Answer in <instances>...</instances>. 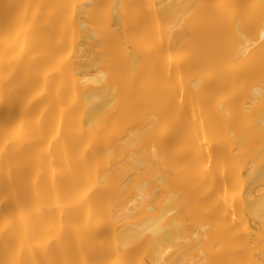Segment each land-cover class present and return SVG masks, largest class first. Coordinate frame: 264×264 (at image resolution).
<instances>
[{
	"label": "bare ground",
	"instance_id": "1",
	"mask_svg": "<svg viewBox=\"0 0 264 264\" xmlns=\"http://www.w3.org/2000/svg\"><path fill=\"white\" fill-rule=\"evenodd\" d=\"M0 264H264V0H0Z\"/></svg>",
	"mask_w": 264,
	"mask_h": 264
}]
</instances>
